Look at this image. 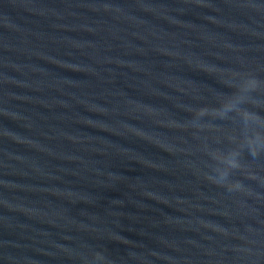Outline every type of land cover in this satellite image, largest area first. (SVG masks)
I'll return each instance as SVG.
<instances>
[{"label": "water", "instance_id": "water-1", "mask_svg": "<svg viewBox=\"0 0 264 264\" xmlns=\"http://www.w3.org/2000/svg\"><path fill=\"white\" fill-rule=\"evenodd\" d=\"M0 264H264V0H0Z\"/></svg>", "mask_w": 264, "mask_h": 264}]
</instances>
